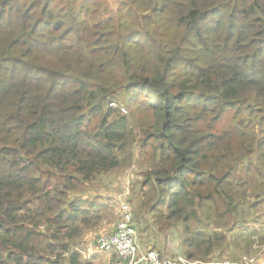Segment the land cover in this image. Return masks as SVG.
Segmentation results:
<instances>
[{"label":"trees","instance_id":"1","mask_svg":"<svg viewBox=\"0 0 264 264\" xmlns=\"http://www.w3.org/2000/svg\"><path fill=\"white\" fill-rule=\"evenodd\" d=\"M137 150L139 250L230 261L264 179V0H0V264H95L120 206L78 189Z\"/></svg>","mask_w":264,"mask_h":264},{"label":"rangeland","instance_id":"2","mask_svg":"<svg viewBox=\"0 0 264 264\" xmlns=\"http://www.w3.org/2000/svg\"><path fill=\"white\" fill-rule=\"evenodd\" d=\"M139 150L135 152L134 166L130 169L125 168L124 170H116L111 171L107 174H103L97 178L94 185L92 187L85 186L84 188H79L78 191L81 190L88 196L93 197L96 193H103L104 196H109L111 198H119L121 196L122 200L127 198L126 201H129V197L132 196L133 189L135 194L139 192V189L136 188V181L141 180V177L137 174L140 172L141 166H139ZM143 157V156H141ZM133 182L135 183V188H133ZM264 179H257L256 185L253 187L255 196L257 197H247L246 203L241 206V210L245 211L248 215L246 223L238 226L233 229L229 233H225L227 235V241L224 245V253L226 250H229V253L225 254L222 258H225L230 261L237 262L236 264H264ZM89 187V188H88ZM128 189V190H127ZM77 191V190H76ZM129 191V194H128ZM82 193V192H80ZM80 194L78 192L72 193L69 195V200L76 202L80 198ZM85 196V197H86ZM105 199V197H104ZM249 202L255 204L253 210L250 209ZM118 209V207L116 206ZM117 209L115 210L117 212ZM229 218V217H228ZM116 221V220H115ZM113 221V223L115 222ZM105 224V223H104ZM115 224V223H114ZM113 224V226H114ZM109 228L108 230H110ZM97 235H92L88 238V240H82L85 247L88 246L92 248L94 246L96 236L100 234L108 233V231L94 232ZM224 234V233H223ZM224 234V235H225ZM255 235L252 238H249L247 235ZM152 233L147 239L145 237L141 239L140 243H144L146 248L153 249L154 241H152ZM254 241V244H252ZM143 245V244H142ZM178 245L180 246L179 237L176 234H170L165 239H159L158 244L155 246V249H161L163 255H167L168 252L174 251V247ZM242 250L250 249L249 255L241 256L240 251L237 246ZM84 247V250L87 253V249ZM83 256V255H81ZM84 257V256H83ZM112 260L115 263L119 262L117 255H111ZM219 255H216L215 263L217 264H232L230 261H225L223 263H219ZM86 259V258H85ZM95 260V264H104L105 257L102 253L98 252L96 258L86 260ZM243 263H240V262ZM239 262V263H238Z\"/></svg>","mask_w":264,"mask_h":264},{"label":"built area","instance_id":"3","mask_svg":"<svg viewBox=\"0 0 264 264\" xmlns=\"http://www.w3.org/2000/svg\"><path fill=\"white\" fill-rule=\"evenodd\" d=\"M123 112L126 113L125 110ZM130 210L127 202L121 200L119 209L121 219L112 233L100 234L96 238L95 253L115 254L119 259L118 264H203L182 257L177 260L164 259L157 251H140Z\"/></svg>","mask_w":264,"mask_h":264},{"label":"crops","instance_id":"4","mask_svg":"<svg viewBox=\"0 0 264 264\" xmlns=\"http://www.w3.org/2000/svg\"><path fill=\"white\" fill-rule=\"evenodd\" d=\"M102 195H100V197L101 198H103V200L105 201V202H107V203H109V205L111 206V208H113V209H117L116 208V206L117 207H119L120 206V201L122 200L121 198V196H119V198H115V197H113V198H111V197H109V196H104L103 195V193H101ZM104 197H105V199H104ZM124 200V199H123ZM117 211H118V209H117ZM117 213V212H116ZM116 222V221H115ZM114 222V223H115ZM114 223H111V224H109V223H105L104 225H102L101 227H99L95 232H101V231H108V233H112L113 231H114V228H115V225L113 226V224ZM109 228H111L110 230H108ZM95 233L94 232H90L89 234H87L83 239L86 241V240H88V238L90 237V236H92V235H94ZM95 235H97V234H95ZM84 244V243H83ZM142 245V244H141ZM140 246V245H139ZM84 245H83V249L82 250H79L82 254H83V256H84V258H86V259H90L94 254H96L95 253V251H94V247H95V245L92 247V248H90V247H88V246H86L85 248L87 249V253L88 254H86V252H85V250H84ZM142 252H144L145 250H141ZM102 255L105 257V261H104V264H118L119 262H117V263H115L114 262V260H112V258H111V255L112 254H104V253H102ZM164 256H166V257H168L167 255H164ZM169 258V257H168Z\"/></svg>","mask_w":264,"mask_h":264}]
</instances>
